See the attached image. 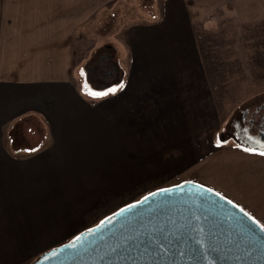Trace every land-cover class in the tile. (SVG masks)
Returning a JSON list of instances; mask_svg holds the SVG:
<instances>
[{"label":"rangeland","instance_id":"374dc122","mask_svg":"<svg viewBox=\"0 0 264 264\" xmlns=\"http://www.w3.org/2000/svg\"><path fill=\"white\" fill-rule=\"evenodd\" d=\"M100 1L97 4L104 5L102 21H92L94 37L86 34L76 40L81 47L78 54L88 51L87 60L69 63L67 85L80 90V99L86 103L112 99V88L118 87L119 91L125 87L131 63L120 56L115 42L122 39L119 36L126 42L140 40L144 33L138 26L142 24L140 20H145L143 15L136 19L122 16L112 38L93 46L114 28L118 9H128L124 6L127 0ZM157 1L161 8L167 0ZM167 5V20L180 16ZM185 12L188 20L198 25L196 48L208 71L203 72L206 77L189 79L173 70H155L151 65L150 71L155 73L150 77L154 82L152 89L146 87L148 91H143L145 87H137L139 102L130 100L126 104L127 94L121 95L118 119L113 118L115 113L106 116L111 115L107 113L111 109L93 117L85 108L72 110L80 116L81 125L73 119L67 124H73L74 130L80 126L81 129L67 133V159L59 165L60 169H55L63 172L54 173L56 176L50 180H42L46 174H39L38 200L30 196L23 200L26 204L19 208L24 209V218L11 215L2 227L3 240H23L26 247H32L24 259L13 262H7L8 255L0 250L3 264H32L113 217L123 207L156 190L185 183L212 189L264 227V155L260 154L264 152V141L258 134L261 126L264 128V0H185ZM245 18L251 23L226 30L228 24ZM257 21L263 25L252 23ZM154 22L162 24V14ZM174 30L180 47L179 39L189 35L180 23ZM132 57V64H137L135 71H142L144 60L138 61L137 52ZM161 79L162 88L157 84ZM188 86L192 88L186 90ZM89 93L108 94L94 97ZM79 95L67 94V101H79ZM169 103L174 107L185 103L187 110H173L172 106L167 107ZM145 105L153 106L156 114L151 116V111L144 110ZM159 113L182 114L178 121L183 125L172 126L175 124L167 119L160 121ZM86 124L87 129H83ZM88 124L97 131L90 132ZM60 173L67 180L62 182ZM215 174L225 178L217 179Z\"/></svg>","mask_w":264,"mask_h":264},{"label":"crops","instance_id":"0c3cea01","mask_svg":"<svg viewBox=\"0 0 264 264\" xmlns=\"http://www.w3.org/2000/svg\"><path fill=\"white\" fill-rule=\"evenodd\" d=\"M164 1L166 0L161 2ZM175 1L177 2L173 5ZM97 2L99 0H82L79 3L73 0H0V250L8 255L7 262L24 259L32 246L26 247L23 240H3L5 228L2 227L6 226L5 222L11 215L19 214L20 219L24 218V209L19 208L26 204L23 200L29 196L38 200L41 194L39 174H46L42 180H50L58 172H63L55 169L57 166L60 169L59 165L67 159V133H76L81 129L80 126V129L74 130L76 127L71 126L73 124H67L69 119H73L77 125L81 123L77 111L85 108L93 117L94 114L104 115V110L111 109L112 112H107L111 115L106 116L111 117L115 113L113 118L118 119L119 115L116 113L121 95L127 94L126 104L130 100L139 102L136 100L137 87H145L142 88L143 91H148L146 87L152 89L154 82L150 77L155 73L150 71L151 65L155 70H173L189 76V79L206 77L203 72L207 69L196 48L195 32L198 25L194 26L188 20L185 0H167L161 8L156 5V0L152 3L127 0V5L124 6H128V9L124 10L122 6L118 9L114 28L105 38L97 39L93 46H100L106 39L112 38V32L122 22V16L136 19L143 15L145 20H140L142 24L138 25L144 31L140 40L126 42L125 38L119 36L122 39L115 42L120 56L133 66L129 64V80L123 89L115 91L112 99L106 98L95 103L81 101L80 90L67 85L71 70L69 63L87 60L88 51L78 54L81 47H78L79 41L76 40L86 34L87 37H94L91 35L92 21L96 20L101 24L100 17L104 8L103 4L99 6ZM167 2L178 11L179 17L167 20L166 14L170 9ZM228 2H225V6ZM195 12L199 13L196 9ZM161 14L163 23L158 25L154 20ZM247 21L245 18L228 24L229 28L226 30L233 29L236 25L245 27L251 23ZM259 22L252 23L257 27L263 25ZM179 23L189 35L179 39L180 47L175 42L177 36L174 30ZM135 52L138 61L144 60L142 71L138 69L136 72L137 64H132ZM212 79H215V75ZM157 84L162 88V79ZM190 88L192 87L188 86L186 90ZM67 94H78L79 101H67ZM181 96L184 102V96ZM177 97L180 98L178 95ZM169 104L167 107L172 106L173 110L177 111L178 107L187 110L185 103H179L177 107ZM144 110L151 111V116L156 114H153V106L145 105ZM158 116L160 121L172 120L171 123L175 124L172 126L183 125L182 121H178V117L183 118L182 114L159 113ZM111 127L115 129V125ZM83 129H87V124ZM88 130L92 133L97 131L90 125ZM54 173L56 174L53 176ZM215 176L217 179L225 178ZM58 177L62 182L67 180L63 173ZM56 207L62 213L59 206ZM32 236L31 234L30 237ZM35 246L38 247V244L35 243ZM4 261H0V264Z\"/></svg>","mask_w":264,"mask_h":264},{"label":"water","instance_id":"95a60500","mask_svg":"<svg viewBox=\"0 0 264 264\" xmlns=\"http://www.w3.org/2000/svg\"><path fill=\"white\" fill-rule=\"evenodd\" d=\"M32 264H264V227L206 186L156 190Z\"/></svg>","mask_w":264,"mask_h":264},{"label":"snow or ice","instance_id":"6c2138e0","mask_svg":"<svg viewBox=\"0 0 264 264\" xmlns=\"http://www.w3.org/2000/svg\"><path fill=\"white\" fill-rule=\"evenodd\" d=\"M121 87H123V86L121 85ZM115 91H116L115 89L112 90L113 94L115 93ZM89 94L93 95L94 97H100V96L107 95L108 93H89ZM260 154L264 155V152H261Z\"/></svg>","mask_w":264,"mask_h":264},{"label":"flooded vegetation","instance_id":"af4514ba","mask_svg":"<svg viewBox=\"0 0 264 264\" xmlns=\"http://www.w3.org/2000/svg\"><path fill=\"white\" fill-rule=\"evenodd\" d=\"M263 108H264V106H263ZM261 128H262V129H261V132L258 133V134H259V136H260V138H261V142H262V141H264V131H263L264 128H263L262 126H261Z\"/></svg>","mask_w":264,"mask_h":264},{"label":"bare ground","instance_id":"6f19581e","mask_svg":"<svg viewBox=\"0 0 264 264\" xmlns=\"http://www.w3.org/2000/svg\"><path fill=\"white\" fill-rule=\"evenodd\" d=\"M262 170V169H261Z\"/></svg>","mask_w":264,"mask_h":264}]
</instances>
